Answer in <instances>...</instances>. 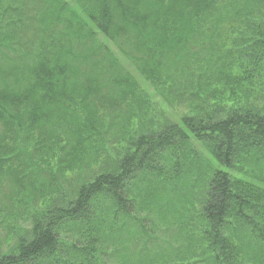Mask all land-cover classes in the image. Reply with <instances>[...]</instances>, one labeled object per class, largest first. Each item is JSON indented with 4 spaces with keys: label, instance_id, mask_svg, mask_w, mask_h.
<instances>
[{
    "label": "trees",
    "instance_id": "obj_1",
    "mask_svg": "<svg viewBox=\"0 0 264 264\" xmlns=\"http://www.w3.org/2000/svg\"><path fill=\"white\" fill-rule=\"evenodd\" d=\"M0 174V264H264V0H0Z\"/></svg>",
    "mask_w": 264,
    "mask_h": 264
},
{
    "label": "rangeland",
    "instance_id": "obj_2",
    "mask_svg": "<svg viewBox=\"0 0 264 264\" xmlns=\"http://www.w3.org/2000/svg\"><path fill=\"white\" fill-rule=\"evenodd\" d=\"M159 97L157 96V98H156V100H158L159 102H156L157 104H156V107H157V109H162V106H161V104H160V101L161 100H159L158 99ZM161 98V97H160ZM159 107H161V108H159ZM185 109H186V107L184 108V106H178V105H174L173 107H171V106H169V108H167V112H168V116L172 119H175V120H178L179 119V117H180V115H181V113L183 112V111H185ZM193 141H194V146L199 150V152L202 154V155H200L198 158H197V170H198V172H200L201 170H199V167L200 168H203V170L205 171V166L204 165H206L207 164V157H208V151L206 150V148H205V146L203 145V142L202 141H200V140H198L197 138H195V139H193ZM122 145V147L124 148L126 145H127V143H122L121 144ZM116 156H117V154H112V157L113 158H116ZM120 156V155H119ZM200 161V164H198V162ZM213 163V162H212ZM101 168L100 167H97V168H91V170H89V168H88V171H90V173L88 172V174L90 175L91 173H99V172H101ZM2 175L0 174V177H1ZM75 175L72 173V174H70L67 178H65V179H67V180H63V185L65 186V187H67V188H71V189H74V186L76 185V183H77V181H76V177H74ZM93 176V175H92ZM19 224H22V223H19ZM26 225V224H25ZM2 229V228H1ZM4 232H6V231H4L3 229H2V231H1V233H2V235H3V233ZM163 232H161L160 231V234H162ZM0 243H1V247H0V250L2 251V250H5L7 247H8V245L9 244H7L8 243V241H4V240H2V241H0ZM12 243H13V241H12ZM8 249V248H7ZM6 249V250H7Z\"/></svg>",
    "mask_w": 264,
    "mask_h": 264
}]
</instances>
